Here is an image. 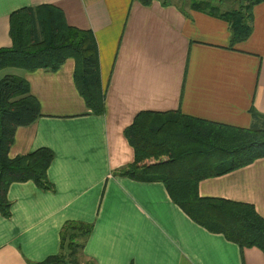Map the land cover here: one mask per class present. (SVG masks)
Segmentation results:
<instances>
[{"label": "crops", "instance_id": "0c3cea01", "mask_svg": "<svg viewBox=\"0 0 264 264\" xmlns=\"http://www.w3.org/2000/svg\"><path fill=\"white\" fill-rule=\"evenodd\" d=\"M195 0H0V48L10 47L11 14L54 4L67 22L95 34L105 111L88 108L74 82L75 60L56 71L0 70L26 78L41 115L20 126L11 157L49 147L52 188L33 181L8 190L0 213V264H31L61 251L67 221L93 224L80 252L86 264H264L257 247L241 249L195 222L161 181L118 174L134 161L124 136L143 110L180 112L241 127L264 114V2L251 35L232 42L229 22L192 7ZM222 11L236 0H213ZM202 197L251 203L264 217V157L199 183Z\"/></svg>", "mask_w": 264, "mask_h": 264}, {"label": "trees", "instance_id": "16d2710c", "mask_svg": "<svg viewBox=\"0 0 264 264\" xmlns=\"http://www.w3.org/2000/svg\"><path fill=\"white\" fill-rule=\"evenodd\" d=\"M150 3L151 0H141ZM237 8L222 11L213 0H195L192 7L229 22L232 42L245 41L252 32L254 7L264 0H236ZM12 45L0 48V70L56 71L75 60L74 82L89 109L105 111L99 48L90 29L70 25L54 4L26 6L10 16ZM249 127L216 122L179 110H143L123 133L134 150V161L118 170L122 176L161 181L172 200L195 222L212 233L223 234L241 249L257 247L264 254V217L251 203L202 197L199 183L247 166L264 157V114L253 105ZM41 115L39 100L28 80L17 74L0 79V213L11 216L8 190L13 183L33 181L52 188L48 170L55 158L49 147L11 157L9 150L20 126ZM93 224L67 221L61 231V251L31 264H78ZM133 264V263H132Z\"/></svg>", "mask_w": 264, "mask_h": 264}, {"label": "rangeland", "instance_id": "374dc122", "mask_svg": "<svg viewBox=\"0 0 264 264\" xmlns=\"http://www.w3.org/2000/svg\"><path fill=\"white\" fill-rule=\"evenodd\" d=\"M2 75V74H0ZM79 260L80 262L78 264H86V261L81 257V255H79Z\"/></svg>", "mask_w": 264, "mask_h": 264}]
</instances>
